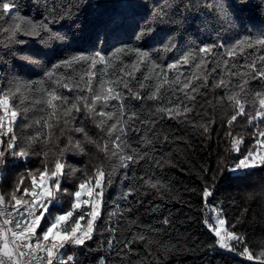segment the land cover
<instances>
[{"label": "trees", "instance_id": "1", "mask_svg": "<svg viewBox=\"0 0 264 264\" xmlns=\"http://www.w3.org/2000/svg\"><path fill=\"white\" fill-rule=\"evenodd\" d=\"M87 2L92 6L75 18V21L66 19L52 25L53 28L61 30L67 38L51 45H46L37 38L23 36H18L17 39L26 43L13 45L9 42L8 32L5 31L12 21L7 17L0 18V57H3L0 59V77L7 78L9 72L14 71L26 81H38L43 78L44 72L52 63L76 52L91 53L101 50L102 53L110 55L111 51L121 44L128 47L146 46L151 50L162 43L164 33L159 30L152 33L146 41H138L135 34L148 11L156 6H163L164 0ZM229 2L240 11L241 0ZM244 2L248 6L240 11L242 25L238 22L236 29L223 33L233 39L237 32H243V26L251 27L253 35L264 32V0ZM15 3L21 15L34 20L47 14L39 0H15ZM114 13L120 18L118 27L107 22L109 16ZM74 23L76 26H73ZM98 34L101 40L99 44L96 42ZM197 35L200 40L208 39L204 33L190 32L184 47L187 48L196 40ZM14 50L32 56L38 62L32 64L16 59L12 54ZM179 51L178 47L176 50L157 55L161 63L167 64L177 58ZM260 51L247 49L245 56L248 53L258 55ZM254 58L256 56L249 57ZM123 59L131 60L132 57L125 55ZM244 62V56H239L237 69L232 71H244ZM207 67L211 69L214 65L209 64ZM180 70L185 75L196 71L191 68V63L181 66ZM174 74L175 70L169 73L170 76ZM221 75L224 73L219 68L211 73L208 79L210 87L200 89L196 99L189 102L193 105V111L188 114L187 120L160 119L159 115H151L153 101L126 100L141 119L154 121L150 128L148 125L137 123L138 131L129 132L128 144L141 153L146 152L147 155L144 160L130 165L127 169L114 168L118 164L117 157L111 155V140L115 133L108 136L101 132L94 122L85 118L83 112L73 111L67 125L63 120L59 123L53 120L55 126L47 129L51 133L49 141L46 144L32 145L31 151L38 154L31 155L27 160L5 158L7 162L0 166L2 194L11 192L21 176L26 177L25 184H29V170H42L47 165L51 171L58 159L65 164L64 175L59 177L61 188L70 191L75 188L82 172L91 176L98 166L103 167L106 172L114 168L111 179L106 182L104 188L101 216L96 221L91 239L83 246L68 245L62 250L66 255L73 257L72 264H101V261L106 264H258V261H249L238 252L245 246L254 256L264 251V165L258 164L248 170L231 169L250 151L260 148L256 144L257 129L264 130V122L253 121L249 124L248 116L245 115L238 116L229 127L228 121L234 109L226 96L229 88L238 90L236 85L240 78L225 76L226 80H231L229 88L211 87L213 78ZM2 83L3 81H0V84ZM261 87H264V84L260 80L251 79L246 86L250 91ZM27 104L28 101H25L20 107L23 108ZM246 112L249 115L254 112L251 105L246 106ZM42 116L43 113L36 108H29L26 113L21 114L16 122L18 146L37 131L35 121ZM81 126L96 143H89L84 134L77 131ZM145 137L151 140L150 144L145 142ZM234 137L242 139L238 151L233 148ZM77 143L83 151L76 147ZM105 144L108 146V153L101 150ZM44 152H47V156L43 155ZM77 169L79 171H75ZM141 176L158 181L157 187L152 188L144 184ZM128 187L138 190L125 201L121 199V195ZM206 188L211 189L213 193L207 200L203 197ZM5 199H8L7 195ZM70 203L71 198L63 196L49 212L54 214L65 210ZM129 203L132 211H124ZM211 208L222 210L221 215L226 218L227 231L235 232L242 238L243 243H233L236 251L227 252L218 246V239L206 223L210 222L207 211ZM122 211L123 216L120 215ZM165 220L168 221L167 224L164 223ZM46 222L47 217L41 224V230L46 227ZM140 235H143L144 239H133ZM109 240L112 241L111 248L108 247ZM126 244L128 247H125Z\"/></svg>", "mask_w": 264, "mask_h": 264}, {"label": "snow or ice", "instance_id": "2", "mask_svg": "<svg viewBox=\"0 0 264 264\" xmlns=\"http://www.w3.org/2000/svg\"><path fill=\"white\" fill-rule=\"evenodd\" d=\"M39 2L47 14L34 20L21 15L15 0H0V18L7 17L12 21L5 31L13 45L26 43L17 39L18 36L37 38L46 45L63 41L67 38L66 35L52 25L66 19L75 21V18L92 6L87 0ZM247 6L241 0L240 11ZM240 11L229 0H164L163 6H156L148 11L135 34L138 41H146L157 30L163 32L164 39L157 48L149 50L146 46L128 47L121 44L110 55L102 53L101 50L91 53L76 52L52 63L38 81H26L14 71L9 72L7 78L0 77V81H3L0 84V148L3 149L0 150V166L7 162L6 157L27 160L31 155L38 154L31 151L32 145L46 144L49 141L51 133L47 129L55 126L53 120L55 123L63 120L67 125L68 118L75 111L83 112L86 119L94 122L108 136L115 133L111 140V155L117 157L118 164L114 168L127 169L130 165L144 160L147 155L128 144L129 132L138 131L137 123L150 128L154 121L141 119L126 100L153 101L151 115H159L160 119L187 120L188 114L193 111V105L189 102L196 99L200 89L210 87L209 76L218 68L224 75L214 77L211 87L229 88L231 80H226L225 76L240 78L236 85L238 90L229 88L226 96L234 109L228 121L229 127L238 116H248L249 124L253 121L264 122V87L255 91L246 88L249 79L260 80L264 84V32L253 35L251 27L243 26V32H237L234 39L223 34L236 29L238 22L242 25ZM107 22L118 27L120 18L114 13ZM190 32L204 33L208 39L200 40L197 35V39L185 48L184 42ZM96 42H101L99 34ZM178 47L180 51L175 60L167 64L160 62L157 53H167ZM247 49L261 51L258 55L248 53L245 56ZM12 54L16 59L28 63L38 62L36 58L22 51L14 50ZM125 55L132 59L124 60ZM239 56H244V71H232L237 69ZM250 56L256 58L249 59ZM190 63L191 68L196 71L185 75L180 67ZM209 64L214 67L209 69ZM173 70L175 74L170 76L169 73ZM137 73L140 75L137 76ZM194 81L199 83H193ZM68 93L73 95L69 96ZM25 101L28 104L21 108L20 105L25 104ZM247 105L254 109L251 115L246 112ZM29 108H36L43 116L35 121L37 131L18 146L16 122ZM77 131L83 133L89 143H96L82 126ZM229 135L231 136V132ZM144 139L146 143H151L146 137ZM240 143L241 138H233L232 144L236 151L239 150ZM256 144L260 148L250 151L231 170L264 165V152L261 151L264 149V130L257 129ZM76 147L83 151L79 143ZM101 150L108 153L107 144ZM43 155L47 156V152ZM64 168L65 164L58 159L51 171L47 165L42 170H29V184H25L26 177L21 176L11 192L0 194V264H72L73 257L62 250L68 245L83 246L91 239L96 221L101 216L104 188L106 182L110 181L114 168L106 172L103 167L98 166L91 176L82 172L81 178L71 191L61 188L59 177L64 175ZM124 176L127 178V173ZM140 179L152 188H156L159 183L151 177L145 179L141 176ZM137 190L135 187H128L122 193L121 199L127 201ZM212 194L211 189L206 188L203 191L205 200ZM63 196L71 198L70 206L54 214L50 213L49 209ZM117 208L119 209V205ZM212 210L216 213L215 223L206 221L209 230L218 238L219 247L236 251L229 241L243 243L242 238L237 233L226 230V218L221 215L222 210ZM124 211H132L130 203ZM123 214V211L120 212L121 216ZM46 217V227L41 230V224ZM164 223L167 224L168 221L165 220ZM110 231L114 232L115 229ZM137 238L144 239V236L133 239ZM108 247H112L111 240ZM238 254L249 261L255 260L258 264H264V259H261L264 251L254 256L245 246ZM101 264L106 262L101 261Z\"/></svg>", "mask_w": 264, "mask_h": 264}, {"label": "rangeland", "instance_id": "3", "mask_svg": "<svg viewBox=\"0 0 264 264\" xmlns=\"http://www.w3.org/2000/svg\"><path fill=\"white\" fill-rule=\"evenodd\" d=\"M261 151L262 152H264V149H261ZM257 159H259V157H257ZM249 169H251V168H249ZM239 170H248V169H239ZM239 170H237V171H239ZM213 208H211V209H208V214L210 215V222L209 223H215V215H216V213L212 210ZM225 228H226V225H225ZM227 230V229H226ZM212 232V231H211ZM213 233V232H212ZM214 234V233H213ZM217 238V237H216ZM218 239V238H217ZM237 243L238 244V242L237 241H229V243L231 244V245H233V243ZM218 246H219V244H218ZM221 248V247H220ZM224 251H227V252H232V251H229L228 249H226V248H222Z\"/></svg>", "mask_w": 264, "mask_h": 264}, {"label": "built area", "instance_id": "4", "mask_svg": "<svg viewBox=\"0 0 264 264\" xmlns=\"http://www.w3.org/2000/svg\"><path fill=\"white\" fill-rule=\"evenodd\" d=\"M0 194H2L1 190H0Z\"/></svg>", "mask_w": 264, "mask_h": 264}]
</instances>
